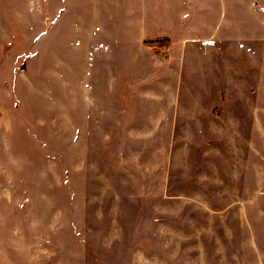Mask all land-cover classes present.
<instances>
[{
  "label": "rangeland",
  "instance_id": "374dc122",
  "mask_svg": "<svg viewBox=\"0 0 264 264\" xmlns=\"http://www.w3.org/2000/svg\"><path fill=\"white\" fill-rule=\"evenodd\" d=\"M0 264H264V0H0Z\"/></svg>",
  "mask_w": 264,
  "mask_h": 264
}]
</instances>
